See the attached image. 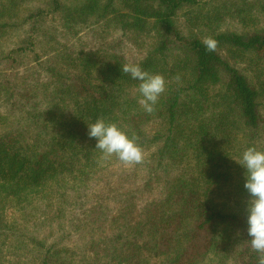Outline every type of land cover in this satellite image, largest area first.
Returning a JSON list of instances; mask_svg holds the SVG:
<instances>
[{
  "label": "trees",
  "instance_id": "1",
  "mask_svg": "<svg viewBox=\"0 0 264 264\" xmlns=\"http://www.w3.org/2000/svg\"><path fill=\"white\" fill-rule=\"evenodd\" d=\"M128 62L166 80L152 114ZM100 117L141 164L100 159ZM252 146L264 0H0V264H258Z\"/></svg>",
  "mask_w": 264,
  "mask_h": 264
},
{
  "label": "clouds",
  "instance_id": "2",
  "mask_svg": "<svg viewBox=\"0 0 264 264\" xmlns=\"http://www.w3.org/2000/svg\"><path fill=\"white\" fill-rule=\"evenodd\" d=\"M203 44L208 52L216 51L219 42L213 37H205ZM124 74L139 81L138 92L141 96L138 103L146 113L155 111L160 96L166 91V80L161 74H151L140 64L128 62L121 68ZM176 80L180 77L177 75ZM89 138L97 140L95 148L102 153L101 160L107 161L115 156L125 166L141 164L144 160V149L139 137L122 130L116 123L105 122L103 117L95 123L87 124ZM246 169L244 188L249 194L247 200V234L250 246L258 254V264H264V151L255 146L248 147L238 163Z\"/></svg>",
  "mask_w": 264,
  "mask_h": 264
},
{
  "label": "rangeland",
  "instance_id": "3",
  "mask_svg": "<svg viewBox=\"0 0 264 264\" xmlns=\"http://www.w3.org/2000/svg\"><path fill=\"white\" fill-rule=\"evenodd\" d=\"M261 24H263V22H261ZM130 46H127L125 48V52L128 54V57L131 59L133 57V54H134V50H130ZM136 56H139V55H136ZM135 57V56H134ZM134 57L132 59H134ZM140 181V180H139ZM138 181V182H139Z\"/></svg>",
  "mask_w": 264,
  "mask_h": 264
}]
</instances>
